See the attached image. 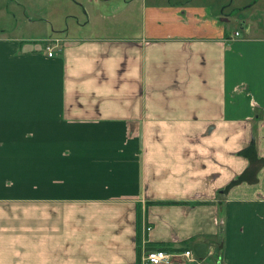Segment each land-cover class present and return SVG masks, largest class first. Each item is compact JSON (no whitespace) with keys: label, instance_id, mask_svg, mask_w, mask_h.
Returning <instances> with one entry per match:
<instances>
[{"label":"crops","instance_id":"1","mask_svg":"<svg viewBox=\"0 0 264 264\" xmlns=\"http://www.w3.org/2000/svg\"><path fill=\"white\" fill-rule=\"evenodd\" d=\"M46 1L0 0V264H138V246L196 244L200 264H264V29L178 20L56 44L7 30L43 21ZM111 1L81 4L87 23Z\"/></svg>","mask_w":264,"mask_h":264},{"label":"rangeland","instance_id":"2","mask_svg":"<svg viewBox=\"0 0 264 264\" xmlns=\"http://www.w3.org/2000/svg\"><path fill=\"white\" fill-rule=\"evenodd\" d=\"M41 1L35 0V5L38 6ZM85 1L47 0L42 10L33 11L36 14L43 13V18L37 19L43 21H38L25 28L19 22L20 31L17 26L8 23H5L6 28L8 31L15 28L14 34L21 30L22 32L28 29L41 30V34H45L44 38L58 37L59 39H56L58 43L62 42L61 38L65 35L69 38L94 34L108 38H139L142 34L168 35L180 29L177 24L178 20L181 22L187 20L189 25L186 29L190 28L191 24L201 23L202 29L209 30L211 27L213 31H217L222 28V32H233L241 31L240 23L243 22H246L244 30L248 27L264 29V0H230V3L229 0H169L172 5L181 2L188 8L186 10L188 15L186 14L185 17L171 12V6L167 0H135L134 5L129 8L123 4V0H112L111 3L95 5V8H98L96 11L93 10L95 14L88 9L89 17L92 19L90 23H87L85 13L87 11H83L81 6V4L85 5ZM243 5L249 8L242 9ZM220 12L228 15L227 22L220 21ZM190 14L192 17L188 18ZM7 21L10 22V20ZM244 30L241 32L244 33ZM205 261L203 260V263L208 262Z\"/></svg>","mask_w":264,"mask_h":264},{"label":"built area","instance_id":"3","mask_svg":"<svg viewBox=\"0 0 264 264\" xmlns=\"http://www.w3.org/2000/svg\"><path fill=\"white\" fill-rule=\"evenodd\" d=\"M233 37H237V32L233 33ZM48 43H58V41H50ZM54 47L47 45V55L51 57L53 55ZM150 228H146L149 231ZM180 260L185 264H200L198 258L195 256L192 249H185L180 252H167L164 250H153L142 254L141 264H173L174 261Z\"/></svg>","mask_w":264,"mask_h":264},{"label":"water","instance_id":"4","mask_svg":"<svg viewBox=\"0 0 264 264\" xmlns=\"http://www.w3.org/2000/svg\"><path fill=\"white\" fill-rule=\"evenodd\" d=\"M193 252L198 259H203L206 252V245L196 244L193 246Z\"/></svg>","mask_w":264,"mask_h":264},{"label":"trees","instance_id":"5","mask_svg":"<svg viewBox=\"0 0 264 264\" xmlns=\"http://www.w3.org/2000/svg\"><path fill=\"white\" fill-rule=\"evenodd\" d=\"M138 215H139V211H138ZM170 251H174V252H180V251H183V250H185V248H180V249H169ZM140 257H141V255H140V247L138 246V248H137V260H138V264H139V261H140Z\"/></svg>","mask_w":264,"mask_h":264}]
</instances>
